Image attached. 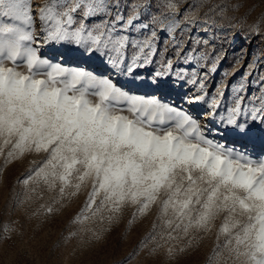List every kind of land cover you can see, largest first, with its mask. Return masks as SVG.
Segmentation results:
<instances>
[{
  "label": "snow or ice",
  "instance_id": "6c2138e0",
  "mask_svg": "<svg viewBox=\"0 0 264 264\" xmlns=\"http://www.w3.org/2000/svg\"><path fill=\"white\" fill-rule=\"evenodd\" d=\"M206 3L180 12L178 0H0V176L11 161L43 154L17 179L7 215L45 189L59 194L45 208L52 214L90 185L71 221H92L81 229L89 240L126 207L135 209L129 227L155 208L165 230L154 222L140 240L146 257L167 244L171 261L219 221L203 264H264V74L248 80L254 58L228 83L235 65L220 68L216 44L227 9L211 4L200 15ZM260 34L254 22L245 39ZM16 223L4 224L0 242ZM181 235L187 242L175 246Z\"/></svg>",
  "mask_w": 264,
  "mask_h": 264
},
{
  "label": "rangeland",
  "instance_id": "374dc122",
  "mask_svg": "<svg viewBox=\"0 0 264 264\" xmlns=\"http://www.w3.org/2000/svg\"><path fill=\"white\" fill-rule=\"evenodd\" d=\"M43 2L44 0H33L34 4ZM135 2L136 0H128L129 4ZM190 3L192 0H178V11L182 12ZM211 4L221 5L227 9L223 26L216 30L218 34L216 44L222 45L225 53L220 68L231 69L235 65V71L228 77V83L240 77L254 58H258L257 68L251 72L248 80L258 79V73L264 74V19H261L264 14V0H207L205 6L200 9V15H203ZM235 4H241L242 7L238 11H233L232 6ZM254 22L260 23L261 34L248 35L245 39L249 26ZM229 24L233 26H227ZM151 70L152 66H149L147 71ZM219 75L218 70L216 74L210 76L209 92L215 87ZM248 91L251 93V86ZM7 147L3 146V152H0V164H3ZM42 155L26 154L13 160L0 176V229L5 223L17 222L16 230L11 233V241L7 244L0 242V264H203L205 256L214 247L219 221H216L207 233L195 234L199 237L198 247L189 248L171 261H165L163 256L167 244L158 257H146L139 249L140 240L152 230L154 222L157 223V233L165 229L161 222L156 221L155 208L138 217L129 227L128 220L135 210L133 206L123 209L120 219L111 225L101 240H89L90 233L81 229L86 226L94 227L92 221L88 220L84 225H74L71 221L83 208L90 185L81 188L75 195H65L59 199L52 214H45V208L51 205L59 194L45 189L38 191L32 200L22 207L15 208L11 215H7L5 208L11 201L13 188L16 192L22 190V186L16 184L17 179L22 178L29 167H35ZM104 227L109 226L105 224ZM74 231L77 235L71 236L70 233ZM191 235L193 233L190 230L189 236ZM187 240V236L181 235L178 241L173 243L175 246H183Z\"/></svg>",
  "mask_w": 264,
  "mask_h": 264
}]
</instances>
